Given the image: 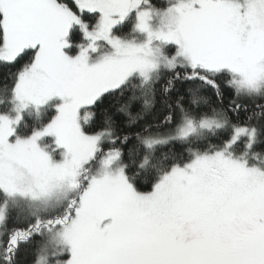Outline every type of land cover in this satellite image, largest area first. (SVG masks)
<instances>
[{
    "label": "snow or ice",
    "instance_id": "6c2138e0",
    "mask_svg": "<svg viewBox=\"0 0 264 264\" xmlns=\"http://www.w3.org/2000/svg\"><path fill=\"white\" fill-rule=\"evenodd\" d=\"M0 264H264V0H0Z\"/></svg>",
    "mask_w": 264,
    "mask_h": 264
},
{
    "label": "trees",
    "instance_id": "16d2710c",
    "mask_svg": "<svg viewBox=\"0 0 264 264\" xmlns=\"http://www.w3.org/2000/svg\"><path fill=\"white\" fill-rule=\"evenodd\" d=\"M161 2H162V0H161ZM241 102L242 103H247L250 107L253 104V101H251V100H242ZM225 103H227V97H226ZM162 113H163V107L158 103L157 106H156V114L157 115H161ZM140 187H141V190H143V191L150 190V188L147 185V183L143 182V181L141 182ZM29 259H30V255H29Z\"/></svg>",
    "mask_w": 264,
    "mask_h": 264
}]
</instances>
